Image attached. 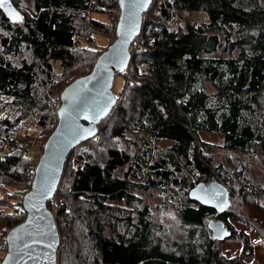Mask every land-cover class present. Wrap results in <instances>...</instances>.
Listing matches in <instances>:
<instances>
[{
	"label": "trees",
	"instance_id": "obj_1",
	"mask_svg": "<svg viewBox=\"0 0 264 264\" xmlns=\"http://www.w3.org/2000/svg\"><path fill=\"white\" fill-rule=\"evenodd\" d=\"M118 1L10 0L19 17L0 4V96L17 106L0 118V190L21 194L6 215L10 229L26 219L35 172L22 154L30 135L21 124L33 116L55 130L67 79L92 72L103 53L92 49L96 36L116 34L120 10L115 23L93 15ZM195 11L208 21L182 20ZM144 19L131 66L118 74L127 80L113 113L71 153L48 202L64 245L59 264H262L249 235L232 224L250 223L240 211L229 202L219 213L189 193L214 180L232 200L264 211L263 182L249 177L264 162V0H161ZM201 133L223 136L231 160ZM158 206L162 218L153 214ZM213 218L224 223L225 240L213 238ZM166 223L180 234L172 238ZM228 240L242 241L241 256L222 253Z\"/></svg>",
	"mask_w": 264,
	"mask_h": 264
},
{
	"label": "water",
	"instance_id": "obj_2",
	"mask_svg": "<svg viewBox=\"0 0 264 264\" xmlns=\"http://www.w3.org/2000/svg\"><path fill=\"white\" fill-rule=\"evenodd\" d=\"M152 2L119 0L115 41L100 55L90 74L77 78L62 91L57 126L45 143L31 190L23 199L26 219L8 232L7 251L1 264H58L61 236L48 202L57 195L71 153L98 136L99 125L116 107L112 91L115 76L130 67V48L142 33L144 15ZM0 4L9 17H19L10 0H0ZM189 196L219 213L229 208V192L218 182L209 186L200 183ZM208 226L214 239L227 238L222 221H210Z\"/></svg>",
	"mask_w": 264,
	"mask_h": 264
},
{
	"label": "rangeland",
	"instance_id": "obj_3",
	"mask_svg": "<svg viewBox=\"0 0 264 264\" xmlns=\"http://www.w3.org/2000/svg\"><path fill=\"white\" fill-rule=\"evenodd\" d=\"M118 13H119V8L117 6V8L116 9L114 8L111 12H107V13L105 12L104 13L105 15L104 14H95V15H93V17H95L96 19H98L99 21H102V22L115 23L114 21L116 19V16L118 15ZM181 17H182V20L184 22L185 21L207 22L209 19L207 14L204 13L203 11L191 12L188 14L181 15ZM95 39L97 41L98 47L97 48L92 47V49L95 51L98 50V51H102V52L106 51L112 45V44H110L112 41L113 42L115 41L114 36L113 37L109 36L107 38L103 37V36H96ZM130 66H131V64H130ZM81 70L74 72L72 74V76H70L67 79L68 85L71 84L77 78L83 77L82 74L83 73L85 74L87 72V71L82 72ZM86 75H88V73H86L85 76ZM125 80H127L126 76H125ZM125 80L122 77V75L116 76V78L114 80L113 88H112V91L114 93L115 98H117V95L122 91L124 84L126 82ZM60 95H61V93H59V97H60ZM55 97H58V95H55ZM6 100H7V103H13L12 100L7 96H6ZM15 109L17 110V106ZM14 112L15 111H13L11 113L8 112V113L10 115ZM23 124L30 125V129L24 128ZM21 127H22L23 132H28L30 135V138L28 139L27 144L29 143L28 144L29 146L32 145L31 149H32L33 154H35V156H34L35 161L32 159H29V160L31 161L32 167L35 168V164L37 163V158H39L40 155L42 154V151H39V149H42V145L44 146V144L46 143V141L48 140V138L52 134V132H50L51 129L38 126L37 125V117H33V116H31L28 120L23 122L21 124ZM200 137L204 142L211 145L213 152L215 151V153L218 154L219 158H223L224 161L225 160L226 161L231 160V159H229L231 154L224 151V149H223V136L216 135V134H209V133H201ZM165 144L166 143H164L163 145H165ZM22 154H23V152H22ZM232 161H234V159H232ZM72 164H73V166L71 165L72 166L71 169H73L77 166L78 163H77L76 159L73 158ZM249 177L252 178L254 181H257V182L262 181L263 185H264V162H259L258 165L255 164V167H253L251 169ZM213 181L214 180L207 182L206 185L209 186L210 183ZM223 185H225V184H223ZM225 187H227V186L225 185ZM59 190H60V187H59ZM227 190L231 191L229 188H227ZM57 195H58V192H57ZM57 195H56V197H57ZM231 197H232L231 194H229L230 207L233 210L240 211L241 214L250 221V223L233 221L232 224L234 225V227L236 228L237 231H244L246 234L249 235L251 242L255 246V249H256V257L255 258L257 259L258 262L264 264V236L262 235V233L264 234V211L263 210H255L253 207L248 206V205H242V203H240L237 198L234 197L235 200H232ZM20 198H21V194L16 192V190L14 188L5 187V188L0 190V199H3V201H4V203L0 204V260H1V262L4 259L6 251H7V246H6V243H4V241L7 237L8 232L11 230L8 226V222L10 221L11 217H6V215L11 212L12 205H14V203H16L18 201V199L20 200ZM150 203L155 205V203H160V202H157V200L153 198L150 200ZM262 205H264V201H262ZM159 208L160 207L158 206L157 209L153 212V214L155 216L157 214V216L159 218H162L163 215H160L158 213ZM51 211L54 213L53 207H52ZM54 215H55V213H54ZM156 219L158 220V218H156ZM210 221L216 222V221H218V218H213ZM56 223H57V221H56ZM57 226H58V224H57ZM166 227H168V228H166ZM165 228L169 229L170 232L173 233V235L175 234V232H176L175 230L177 229V228H175L174 225H171L169 223L165 224ZM257 228L262 230V233H258L256 231ZM181 233H182V231H181ZM179 234H180V232H179ZM179 234L172 236V238H175V236H178ZM182 234H185V233H182ZM197 240H198L197 242L199 244H201L202 236L197 234ZM63 246L64 245H62V239H61L60 250L62 249ZM221 247H222V253L228 258H232V257L241 256L243 244H242V241H240V240H228V241L224 242ZM59 254H60V251H59ZM59 254H58V264H59ZM250 261H252V260L250 259Z\"/></svg>",
	"mask_w": 264,
	"mask_h": 264
},
{
	"label": "built area",
	"instance_id": "obj_4",
	"mask_svg": "<svg viewBox=\"0 0 264 264\" xmlns=\"http://www.w3.org/2000/svg\"><path fill=\"white\" fill-rule=\"evenodd\" d=\"M160 2H161V0H153L152 5H155V3L160 4ZM15 108H16V105L14 103H7L6 96H4V95L0 96V118H6L9 115V113L16 111ZM23 127L26 129H30V125L23 124ZM28 144L25 145L23 155H24V157H26L28 159H32L35 161V157H34L35 154H33L32 149H31L32 145L29 146ZM44 146H45V144H44ZM44 146L42 145V149H39V151H42V154L40 155L39 158H37V163L35 164V168L39 162V159L41 158V156L44 153Z\"/></svg>",
	"mask_w": 264,
	"mask_h": 264
}]
</instances>
